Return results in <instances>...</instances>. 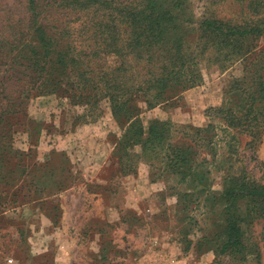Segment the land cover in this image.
Segmentation results:
<instances>
[{
    "label": "rangeland",
    "instance_id": "374dc122",
    "mask_svg": "<svg viewBox=\"0 0 264 264\" xmlns=\"http://www.w3.org/2000/svg\"><path fill=\"white\" fill-rule=\"evenodd\" d=\"M58 1L45 0L38 19L60 45L73 48L69 51L77 61L72 65L86 69L90 80L53 72L45 87L35 83L29 66L35 40L27 0H0V264H57L58 237L72 238L73 252L89 254L91 264H264V205L237 203L242 214L252 213L241 222L243 247L238 253L219 251L223 179L240 175L264 184V128L252 137L208 115V108L221 105L226 89L245 73L250 58L241 53L249 56L264 48V26L235 46L213 44L216 37L204 30L203 19L238 24L247 17L243 6L237 0H187L192 15L185 46L197 53L200 79L184 89L167 88L162 97L130 94L144 125L152 118L168 120L172 142L187 144L194 137L195 157L204 158L198 168L209 190L203 191L162 170L149 154L124 157L135 169L122 173L114 149L122 129L111 113L105 81L116 76L131 83L143 77L145 68L129 56L131 69L120 71L124 58L113 53L107 32L96 25L104 19L94 9L69 10ZM195 127L207 129L194 133ZM132 150L140 152L138 146ZM69 182L76 185L74 191L105 192L99 195L118 211L114 218L118 213L121 222L97 224L104 230L102 250H85L89 230L55 233L60 202L53 192ZM61 204L67 207L64 200Z\"/></svg>",
    "mask_w": 264,
    "mask_h": 264
},
{
    "label": "trees",
    "instance_id": "16d2710c",
    "mask_svg": "<svg viewBox=\"0 0 264 264\" xmlns=\"http://www.w3.org/2000/svg\"><path fill=\"white\" fill-rule=\"evenodd\" d=\"M44 1L27 0L29 30L35 40V47L29 49L32 54L28 61L36 77L35 83L39 81L43 86H48L52 82V79L49 82V77L53 72L55 75L64 74L67 79L73 76L77 81L90 80L85 74L86 69L72 65H76L77 61L75 55L71 54L73 48L60 45L40 23L38 16L45 9ZM237 1L243 6L242 13L247 14L241 23L203 19L201 25L204 30L214 33L216 37L217 41L213 44L235 46L239 40L261 33L264 0ZM58 4L69 10L88 12L94 9L93 14H99L104 19L96 22V25L102 32H107L105 41L107 44L109 42L115 55H122L125 60L120 71L131 69L127 61L129 56L140 61L145 68L143 77L131 83H124L122 78L116 76L105 81L104 92L110 101L111 113L120 119L122 129L114 148L119 153L117 159L122 173L135 169L128 164L131 159L127 163L124 157L139 158L142 154H149L148 158L159 160L162 170L177 175L181 181L193 182L196 188L203 186L201 190L208 191L205 173L198 168L204 158L197 160L195 157L197 142L194 137L190 136V143L187 144L172 142V124L168 120L152 118L144 125L139 117V109L131 104L130 96L133 92H141L144 95L151 93L153 98L162 97L167 88L178 86L184 89L195 85L200 79L195 60L197 53H188L185 46L192 15L188 1L59 0ZM246 52L241 53L246 61L250 58L248 65L244 66L247 67L245 73L226 89L221 105L208 108V115H218L226 126L254 137L256 129L264 128V48L249 56L244 55ZM207 128L195 127L194 133ZM136 146L140 152L132 150ZM221 191L225 224L219 234L222 239L219 251L238 253L243 247L241 222L252 213L242 214L237 203L245 200L248 205L253 202L263 206L264 184L245 176L227 175Z\"/></svg>",
    "mask_w": 264,
    "mask_h": 264
},
{
    "label": "crops",
    "instance_id": "0c3cea01",
    "mask_svg": "<svg viewBox=\"0 0 264 264\" xmlns=\"http://www.w3.org/2000/svg\"><path fill=\"white\" fill-rule=\"evenodd\" d=\"M95 165L96 163H94L92 166ZM88 176L93 177V174H89ZM73 183L74 182H69V184L64 187L60 186L57 191L53 192V194H57L60 202L58 216L59 221L58 224L54 226L55 233L62 232L63 230L67 229L68 231H70L71 229H73V231L81 229H83L84 231L89 230L91 234L90 236H88L89 238L84 243L86 247L85 250L87 252L90 251V253L93 252V250H102L103 241L101 236L103 235L104 230L101 228H96L97 224L106 222H110L111 224H113L112 222L114 221V223L121 222L118 213L115 216L116 218H114V211H118L111 200H108L106 202L105 200H103V196L99 195L104 194L105 192L97 191V193H94L92 195V192L89 191H74L76 185ZM108 197L111 198V196ZM68 198H76V202H67ZM88 198H90V200ZM62 200H64L67 206L66 208L65 206H62ZM115 226L118 225L116 224ZM113 232H115V230H113L112 233ZM115 235L117 234L115 233ZM72 240V238H57L55 252L53 254V258H55V260L58 262L57 264H75L74 262H77V260L79 263L76 264H91L90 262L92 261V259L89 254L85 253L84 256L78 255L79 257H81L79 258L75 254V250L73 252V242H71ZM74 241L76 244L79 240L77 239ZM125 251L127 252L128 248L125 247ZM125 255L129 256L124 252V257H122L123 260L128 259V257L125 258ZM98 257L101 260L103 259L101 256ZM122 259L120 262H122Z\"/></svg>",
    "mask_w": 264,
    "mask_h": 264
},
{
    "label": "built area",
    "instance_id": "2783aa9c",
    "mask_svg": "<svg viewBox=\"0 0 264 264\" xmlns=\"http://www.w3.org/2000/svg\"><path fill=\"white\" fill-rule=\"evenodd\" d=\"M6 261L10 263L12 261V259H10V258L7 257L6 258ZM172 261H173V259H172Z\"/></svg>",
    "mask_w": 264,
    "mask_h": 264
}]
</instances>
